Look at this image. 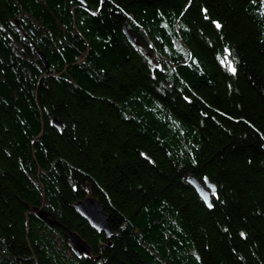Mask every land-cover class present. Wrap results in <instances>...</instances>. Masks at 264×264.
I'll return each mask as SVG.
<instances>
[{
  "label": "trees",
  "instance_id": "16d2710c",
  "mask_svg": "<svg viewBox=\"0 0 264 264\" xmlns=\"http://www.w3.org/2000/svg\"><path fill=\"white\" fill-rule=\"evenodd\" d=\"M0 264H264V0H0Z\"/></svg>",
  "mask_w": 264,
  "mask_h": 264
},
{
  "label": "water",
  "instance_id": "95a60500",
  "mask_svg": "<svg viewBox=\"0 0 264 264\" xmlns=\"http://www.w3.org/2000/svg\"><path fill=\"white\" fill-rule=\"evenodd\" d=\"M75 1L78 3L82 2V0ZM121 31L127 43L131 46H134L136 44L135 35L129 30V27L126 24H123ZM37 54L43 64L46 65L44 55L41 52H37ZM51 124L56 129H59L61 127V122L54 118L51 119ZM186 181L193 188V190L201 199L203 204L206 207H209L210 195L214 190L213 183H211L207 178H204L202 181H199L193 175L188 176L186 178ZM72 206L76 213L81 218H83L92 229L104 233L106 239L109 238L110 227L108 223L107 214L103 211L102 206L94 197H84L82 200L76 201ZM67 239L74 255L79 256L89 254L90 247L74 231H68Z\"/></svg>",
  "mask_w": 264,
  "mask_h": 264
},
{
  "label": "snow or ice",
  "instance_id": "6c2138e0",
  "mask_svg": "<svg viewBox=\"0 0 264 264\" xmlns=\"http://www.w3.org/2000/svg\"><path fill=\"white\" fill-rule=\"evenodd\" d=\"M217 27H220V25L217 24ZM231 70H232L233 72H235V68H232Z\"/></svg>",
  "mask_w": 264,
  "mask_h": 264
},
{
  "label": "bare ground",
  "instance_id": "6f19581e",
  "mask_svg": "<svg viewBox=\"0 0 264 264\" xmlns=\"http://www.w3.org/2000/svg\"><path fill=\"white\" fill-rule=\"evenodd\" d=\"M197 177V176H196ZM200 180V179H199Z\"/></svg>",
  "mask_w": 264,
  "mask_h": 264
}]
</instances>
